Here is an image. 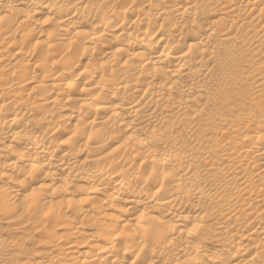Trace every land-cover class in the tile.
Listing matches in <instances>:
<instances>
[{
  "label": "bare ground",
  "instance_id": "obj_1",
  "mask_svg": "<svg viewBox=\"0 0 264 264\" xmlns=\"http://www.w3.org/2000/svg\"><path fill=\"white\" fill-rule=\"evenodd\" d=\"M0 264H264V0H0Z\"/></svg>",
  "mask_w": 264,
  "mask_h": 264
},
{
  "label": "rangeland",
  "instance_id": "obj_2",
  "mask_svg": "<svg viewBox=\"0 0 264 264\" xmlns=\"http://www.w3.org/2000/svg\"><path fill=\"white\" fill-rule=\"evenodd\" d=\"M66 233L67 232L65 230L56 231L54 229H49L47 233L38 235L31 234V240L27 241L26 243V248H29L33 252V255H28V257H30V261H37L39 257L48 260L51 256L56 255L58 251L50 249L47 242L52 240L54 241L58 237H63ZM59 239H61V241H64V238ZM82 240H84V236H78L77 238H75L76 242H80Z\"/></svg>",
  "mask_w": 264,
  "mask_h": 264
}]
</instances>
